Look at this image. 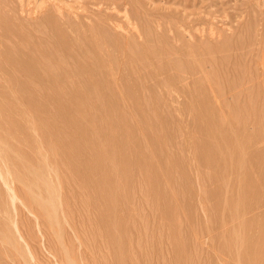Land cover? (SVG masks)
<instances>
[{"label": "rangeland", "instance_id": "1", "mask_svg": "<svg viewBox=\"0 0 264 264\" xmlns=\"http://www.w3.org/2000/svg\"><path fill=\"white\" fill-rule=\"evenodd\" d=\"M52 1L0 0V264H264V0Z\"/></svg>", "mask_w": 264, "mask_h": 264}, {"label": "bare ground", "instance_id": "2", "mask_svg": "<svg viewBox=\"0 0 264 264\" xmlns=\"http://www.w3.org/2000/svg\"><path fill=\"white\" fill-rule=\"evenodd\" d=\"M3 0H1V2H2ZM10 1H12V0H9V2ZM16 1H18L19 2V5H20V8H21V10H20V12H21V14H22V16L24 17L25 15H23V14H25L26 12L29 14V15H27V16H31L32 18H34L35 19V16H36V18H38V16L36 15V14H38V3L39 2H41V0L39 1V0H16ZM39 1V2H38ZM46 1L47 0H42V4H41V6H44V3L43 2H45V4H46ZM49 1H51V0H48V2ZM62 1V3L65 1L66 2V0H61ZM60 1V2H61ZM6 2V1H5ZM5 2H2L3 4H5L6 5V7L8 6L9 7V9H11V10H9V11H12V10H14V8L15 9H17L15 6H13L14 8H10V6L12 7V4L11 5H8V3H5ZM54 2H57V0H53L51 3H49V4H52V5H56V6H54V8L55 7H58L57 6V4L58 3H60L59 1H58V3L56 4V3H54ZM11 3H13V2H11ZM15 3V2H14ZM54 3V4H53ZM48 4V3H47ZM64 4L65 3H63L62 5H63V7L62 8H64ZM1 5V4H0ZM40 5V4H39ZM67 4H65V6H66ZM104 5V4H103ZM18 6V5H17ZM105 6H107V5H105ZM115 6V5H114ZM0 7H3L2 5L0 6ZM59 7H61V5L59 6ZM117 7V6H116ZM4 8V7H3ZM61 8V9H62ZM5 9V8H4ZM3 9V10H4ZM56 10H57V8H55ZM60 8L58 9V10H60V11H62ZM115 9V8H114ZM3 10H1L0 12H4ZM57 10V11H58ZM101 10V9H100ZM7 11H8V9H6V12H5V14H3V15H5V17L6 16H8V15H6V13H7ZM14 11H16V10H14ZM60 11H58V13L60 14L61 12ZM23 12H25V13H23ZM12 13V12H11ZM15 13H17V14H19L20 15V13L18 12V10L15 12ZM15 13H13V18H15V16H16V18L15 19H18L17 17L19 16V15H14ZM26 13V14H27ZM62 13H64L63 11H62ZM61 13V14H62ZM112 14V13H111ZM113 14H116V13H113ZM9 15H11V14H9ZM2 16V15H1ZM12 16V15H11ZM21 16V17H22ZM31 17H25L26 18V20L27 19H29L30 20V18ZM115 17V16H114ZM1 18V17H0ZM11 18V17H10ZM10 18H8V19H10ZM20 18V17H19ZM26 20H22V22L23 21H26ZM5 21V20H4ZM7 21V20H6ZM17 21H20V19H18ZM31 21H32V19H31ZM36 21V20H35ZM9 22H11L10 24H12V21L11 20H9ZM16 22V21H15ZM15 22H13V23H15ZM27 22V21H26ZM19 24V23H18ZM26 24V23H25ZM24 24V22H23V24H22V26H23V28L24 27H26V26H24L25 25ZM30 24V23H29ZM37 24V23H36ZM32 25H33V22H32ZM14 27H17V26H14ZM21 27V26H20ZM2 28V27H1ZM11 28V27H10ZM18 28H19V26H18ZM23 28H20L21 30L23 29ZM27 28H32V26H29V27H27ZM37 28H38V26H37ZM14 29V28H13ZM13 29H10L11 31L13 30ZM18 30V29H17ZM21 30H19V31H21ZM24 30V29H23ZM35 30V29H34ZM0 31H1V29H0ZM3 31V30H2ZM10 31V32H11ZM16 31V30H15ZM26 31H28V29L26 30H24V32L26 33ZM29 31H32V30H29ZM9 32V31H8ZM9 32V33H10ZM13 32V31H12ZM17 32V31H16ZM33 32H35V31H33ZM21 33H22V31H21ZM28 33V35L30 34L31 35V32H27ZM12 36H13V34H11ZM15 36H13V37H16V36H18L16 33L14 34ZM23 35V34H22ZM21 34H20V36H18L17 38L19 39H17L18 41H22V39L21 38H23V36H25V34L22 36ZM36 35V34H35ZM22 36V37H21ZM21 37V38H20ZM1 38H3L2 36H1ZM11 38V37H10ZM37 38V37H36ZM35 38V39H36ZM9 38H7V40L6 39H3V40H5V41H7V42H9V40H8ZM16 39V38H15ZM24 39V41L26 42V40H27V42L24 44V45H26L27 43H29V42H31V41H29V39H30V37L29 38H23ZM2 40V41H3ZM11 40V39H10ZM4 41V42H5ZM11 42H13V41H11ZM22 43V42H21ZM20 43V44H21ZM3 44V43H2ZM1 45V44H0ZM9 45H11V44H9ZM8 45V46H9ZM13 45V44H12ZM15 45V44H14ZM13 45V46H14ZM17 45V44H16ZM16 45H15V47H16ZM5 46V45H4ZM32 46V45H31ZM1 48L3 47V45H1L0 46ZM10 47V46H9ZM18 47V46H17ZM16 47V48H17ZM22 47H24V46H22ZM4 48V47H3ZM6 48V47H5ZM4 48V49H5ZM21 48V47H20ZM24 49H26L27 50V48H25L24 47ZM29 49V48H28ZM20 50V49H19ZM15 51V50H14ZM29 51H31V50H29ZM34 51V50H33ZM32 51V52H33ZM28 52V51H27ZM2 53V52H1ZM2 56V55H1ZM24 56V55H23ZM3 58V57H2ZM1 59V58H0ZM1 164H3V163H1ZM5 166V165H4ZM2 167V166H1ZM3 168V170L5 169V168H7V167H2ZM7 170V169H6ZM1 171V170H0ZM5 171V170H4ZM9 171H7V174H9L8 173ZM6 173V172H5ZM9 177V176H8ZM19 177H17V179H18ZM2 179V178H1ZM4 183H5V185L7 186V190L9 189V192L7 193V195H10L11 196V198L13 199V202L14 201H16V200H19L20 198H19V195H18V193L16 192V190H15V188H14V186H13V184L10 182V181H7V180H5L4 179ZM9 196V197H10ZM1 200V199H0ZM6 200V199H5ZM2 202H3V200H1ZM4 204V203H3ZM3 207V206H2ZM2 207H0V208H2ZM243 232V231H242ZM233 235H235V234H233ZM237 235H241V232H240V234H237ZM245 235V234H244ZM249 235V234H248ZM22 236V235H21ZM231 238V237H230ZM244 238H246V237H244ZM211 239V238H210ZM248 239V238H247ZM250 240V239H249ZM211 242V241H210ZM247 243H249L248 241H246ZM245 241H244V239H243V235H241L240 237H238V240H236V243H235V248H234V252H233V257H234V261H233V263L234 264H245L244 262V260L246 259L245 257H244V255H245V252H247L248 254H250V251L247 249V248H244L243 247V245L246 243ZM253 242V241H252ZM202 244V246L204 245V242L203 243H201ZM256 244V243H255ZM254 244V245H255ZM247 245V244H246ZM245 245V246H246ZM258 245V244H257ZM201 246V248L202 249H204L203 247ZM205 246V245H204ZM248 246V245H247ZM251 246V245H250ZM207 247H211V246H207ZM206 247V248H207ZM217 247V246H216ZM249 247V246H248ZM262 247V246H261ZM251 248V247H250ZM252 249H253V247H252ZM254 249H256V248H254ZM252 250V251H255V250ZM216 250V249H215ZM257 250V249H256ZM262 250V249H261ZM204 251H206V250H204ZM203 251V252H204ZM232 251V250H231ZM264 251V250H263ZM257 252V251H256ZM255 252V253H256ZM223 253V252H222ZM251 253H254V252H251ZM257 253H261V251H259V252H257ZM263 253V252H262ZM203 254H205L206 255V253H203ZM218 254V253H217ZM257 255V254H256ZM263 255V254H262ZM260 256V257H262V259H263V256ZM210 257H211V255H209ZM209 256H207V257H209ZM214 256H216V255H214ZM251 256H252V254H251ZM209 257V258H210ZM217 257V256H216ZM226 256H224V257H222V258H225ZM245 259H244V258ZM259 257V259H261ZM214 258V257H213ZM218 258V257H217ZM228 258H231V257H228ZM255 258V257H254ZM216 259V258H215ZM217 261V260H216ZM224 261H227V259L226 260H224ZM222 259H221V262H222V264H225L226 262H224ZM230 261V260H229ZM253 261V260H252ZM232 262V261H231ZM219 263H220V261H219ZM216 264V263H215ZM227 264H229V263H227ZM231 264V263H230ZM251 264V263H250ZM254 264H260V261L259 260H256V261H254ZM262 264V263H261Z\"/></svg>", "mask_w": 264, "mask_h": 264}]
</instances>
